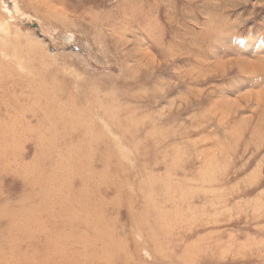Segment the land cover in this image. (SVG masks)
Masks as SVG:
<instances>
[{
    "label": "rangeland",
    "instance_id": "rangeland-1",
    "mask_svg": "<svg viewBox=\"0 0 264 264\" xmlns=\"http://www.w3.org/2000/svg\"><path fill=\"white\" fill-rule=\"evenodd\" d=\"M0 264H264V0H0Z\"/></svg>",
    "mask_w": 264,
    "mask_h": 264
},
{
    "label": "bare ground",
    "instance_id": "bare-ground-1",
    "mask_svg": "<svg viewBox=\"0 0 264 264\" xmlns=\"http://www.w3.org/2000/svg\"><path fill=\"white\" fill-rule=\"evenodd\" d=\"M140 1V0H139ZM142 2V1H141ZM147 5V4H146ZM148 6V5H147ZM157 7V6H156ZM156 11V10H155ZM134 19V18H133ZM147 19V18H146ZM149 21V20H148ZM149 26V25H148ZM124 29V28H123ZM127 31V30H126ZM145 32V31H144ZM123 33H117L116 36H121ZM122 45V44H121Z\"/></svg>",
    "mask_w": 264,
    "mask_h": 264
}]
</instances>
